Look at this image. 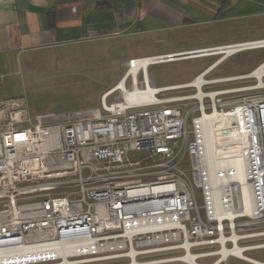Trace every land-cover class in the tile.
<instances>
[{
  "label": "built area",
  "instance_id": "obj_1",
  "mask_svg": "<svg viewBox=\"0 0 264 264\" xmlns=\"http://www.w3.org/2000/svg\"><path fill=\"white\" fill-rule=\"evenodd\" d=\"M262 41L124 61L97 108L32 117L23 100L4 102L0 264H190L189 254L218 264L225 246L264 250V84L221 88L248 76L207 78L264 48L222 49ZM203 58L217 60L189 83L157 87L149 74ZM239 166L248 212L241 184L224 179ZM42 245L54 250L31 251ZM231 257L264 264L233 254L219 264Z\"/></svg>",
  "mask_w": 264,
  "mask_h": 264
},
{
  "label": "rangeland",
  "instance_id": "obj_2",
  "mask_svg": "<svg viewBox=\"0 0 264 264\" xmlns=\"http://www.w3.org/2000/svg\"><path fill=\"white\" fill-rule=\"evenodd\" d=\"M227 15L234 18L226 22L205 23L165 33L146 32L98 44L56 49L55 53L40 58V67L33 70L26 88H20L17 96L25 102L32 117L44 114L64 115L97 108L101 95L124 74L120 65L124 60L264 39V8L253 6L242 12L234 8ZM238 15L241 17L236 18ZM143 26L144 28L137 27L135 30L149 29L146 24ZM216 60L217 58H203L152 65L149 67V74L157 87L185 84ZM263 62L264 49L244 51L227 59L207 78L250 76ZM255 84V78H245L219 87H251ZM198 203L202 205L199 193ZM257 241L264 243V237ZM245 255L264 260V250L247 252ZM212 261L214 258H202L198 263L210 264ZM228 264L247 263L231 257Z\"/></svg>",
  "mask_w": 264,
  "mask_h": 264
},
{
  "label": "crops",
  "instance_id": "obj_3",
  "mask_svg": "<svg viewBox=\"0 0 264 264\" xmlns=\"http://www.w3.org/2000/svg\"><path fill=\"white\" fill-rule=\"evenodd\" d=\"M253 6L264 0H0V107L21 98L40 58L56 49L226 22L234 8Z\"/></svg>",
  "mask_w": 264,
  "mask_h": 264
},
{
  "label": "bare ground",
  "instance_id": "obj_4",
  "mask_svg": "<svg viewBox=\"0 0 264 264\" xmlns=\"http://www.w3.org/2000/svg\"><path fill=\"white\" fill-rule=\"evenodd\" d=\"M256 47H259V48L263 47L264 48V41H262L260 43H253V44H248V45L246 44V45H241V46H236V47H228L226 49H222L221 52H219V53H222L224 51L225 53L230 55L239 49H251V48H256ZM150 62H151V60H145L142 62V64L144 66H147V64H149ZM246 78H256L260 81L261 84H264V64H262L260 67H257L252 72V75H250ZM202 80H203V78H200L197 82L193 81V83L199 84ZM150 89L152 90L153 88H150ZM224 179L226 181L239 182L241 184V188H242V191L244 193V197L246 198L245 211L248 212V210H249L248 199L250 196V189H249V184L247 182V175H246V171L244 170V167L239 166V170L237 171V173L233 177H231V179L230 178H224ZM219 218L222 219V216H220ZM53 250H54V247H49L46 245L37 246V247H34L31 249V251L38 252V253L39 252H52ZM242 252H243L242 248L239 246H236L234 249H229L225 246L221 251L222 257H221V260L218 262V264L220 262L225 261L230 254H233V255L237 256L238 258H246V256ZM185 260H187L190 264H199L197 261H195V257L192 254H189L185 258ZM63 264H68V261L66 260ZM134 264H139V263L135 262Z\"/></svg>",
  "mask_w": 264,
  "mask_h": 264
}]
</instances>
